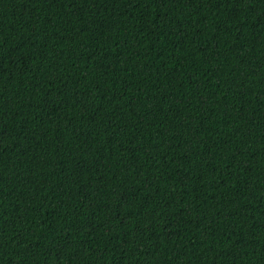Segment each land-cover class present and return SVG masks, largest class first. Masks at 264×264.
Wrapping results in <instances>:
<instances>
[{
  "label": "trees",
  "instance_id": "1",
  "mask_svg": "<svg viewBox=\"0 0 264 264\" xmlns=\"http://www.w3.org/2000/svg\"><path fill=\"white\" fill-rule=\"evenodd\" d=\"M0 264H264V0H0Z\"/></svg>",
  "mask_w": 264,
  "mask_h": 264
}]
</instances>
